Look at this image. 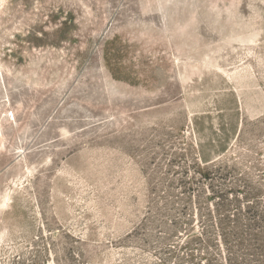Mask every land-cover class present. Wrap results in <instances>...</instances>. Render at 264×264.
Wrapping results in <instances>:
<instances>
[{
    "label": "rangeland",
    "instance_id": "rangeland-1",
    "mask_svg": "<svg viewBox=\"0 0 264 264\" xmlns=\"http://www.w3.org/2000/svg\"><path fill=\"white\" fill-rule=\"evenodd\" d=\"M259 196L264 0H0V264H225Z\"/></svg>",
    "mask_w": 264,
    "mask_h": 264
},
{
    "label": "trees",
    "instance_id": "trees-1",
    "mask_svg": "<svg viewBox=\"0 0 264 264\" xmlns=\"http://www.w3.org/2000/svg\"><path fill=\"white\" fill-rule=\"evenodd\" d=\"M236 200L219 204L215 210L217 215H212L218 234L216 239L222 243L220 255L225 264H246L249 256H257V263L264 264V199L259 196L256 205L252 202L237 204Z\"/></svg>",
    "mask_w": 264,
    "mask_h": 264
}]
</instances>
